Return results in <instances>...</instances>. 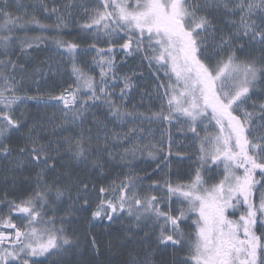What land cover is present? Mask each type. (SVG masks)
Masks as SVG:
<instances>
[{
  "label": "snow or ice",
  "instance_id": "1",
  "mask_svg": "<svg viewBox=\"0 0 264 264\" xmlns=\"http://www.w3.org/2000/svg\"><path fill=\"white\" fill-rule=\"evenodd\" d=\"M9 7L8 0L0 6V161H7L5 184L16 183L10 174L29 170L34 187L0 201V264H43L36 257L49 264H82L74 259L81 254V239L72 225L89 211V225L122 220L109 247L127 249L123 264H167L163 254L168 249L185 247L188 258L179 264H264V99L254 102L251 111L246 106L257 89L264 92V0H97L82 29L93 34L94 42L83 54L95 53L92 64L100 69L99 79L81 66L80 44L57 39V49H63L59 55L70 58L73 82L58 94L38 89L37 96L24 97L19 95L23 77L17 79V61L11 59L14 30L49 26L35 16H14ZM221 9L225 16H239L229 22L227 32L214 23L213 13ZM57 11L53 8L52 15ZM66 26V17L57 16L55 27ZM43 41L42 36L25 39L21 48L27 51ZM101 43L107 47H98ZM117 51L139 57L159 81L154 91L161 108L147 117L149 122L176 120L182 125L179 131L191 134L185 138L192 142L196 166L188 182L174 184L167 174L163 181L152 180L155 172H129L102 182L105 153L112 156L109 142L139 139L138 129L110 130L92 110L103 106L106 119L121 127L127 117L144 118L135 106L126 110L134 77L116 75ZM110 80L122 84L118 96ZM27 100L56 110L35 119L17 115ZM25 127L24 144L14 149L11 139ZM146 147L156 161L157 145ZM172 147L169 135L168 153L156 164L158 170L170 161ZM143 150L133 144L125 155ZM159 151H164L162 141ZM89 164L88 179L76 174L84 170L80 165L86 169ZM213 169L219 179L209 184L214 177L206 178V173ZM145 180L152 183L145 187ZM237 211L240 215L233 219ZM84 244L94 259L101 256L94 234Z\"/></svg>",
  "mask_w": 264,
  "mask_h": 264
},
{
  "label": "trees",
  "instance_id": "2",
  "mask_svg": "<svg viewBox=\"0 0 264 264\" xmlns=\"http://www.w3.org/2000/svg\"><path fill=\"white\" fill-rule=\"evenodd\" d=\"M80 0H8L10 5L9 11L13 13L14 16L23 17L25 20L31 19L35 16L39 21V24L49 26L45 30H41L37 24H28L24 30L16 29L14 30L15 43L12 45L13 55L11 59L17 61V79L23 77V83L21 85L20 96H37L38 89L40 92L47 93L52 92L53 94H58L63 88H66L70 83L73 82V78L68 71V66L70 63V58L67 56L59 55L63 52V49H57L55 41L57 39L63 41H74L80 44L81 54L78 56V60L81 66H84L85 71L89 75L95 76L99 79V69L94 67L92 64V56L94 52L83 54V50L87 49L91 43H93L92 33L84 31L82 26L88 22L83 13H74L73 7L79 4ZM5 0H0V6H3ZM66 5H71L68 9H65ZM47 7L48 12L44 11ZM58 9L56 15H52V9ZM64 10H69L66 17V27L57 29L55 27L57 16L63 15ZM70 14V15H69ZM83 14V16L81 15ZM224 11L221 9L219 12L213 13L214 23L221 27L225 32L228 31V23L224 18ZM36 36L44 37V41L39 45V47H33L30 50H23L21 48V41L25 39H32ZM98 47H107V44L101 43ZM3 57V56H2ZM4 59V57H3ZM116 62V72L119 74L130 73L137 71L138 73H143V75H135L134 84L135 88L131 90L130 95L126 98L127 111H132L133 106H135V111L137 113H143L144 118L137 119L133 121L132 117H127V123L121 127L119 121H114L111 118H107V110L101 106L100 108L93 109L96 116L107 124L108 129L123 132L127 131L129 127L135 126L138 129V138L133 137L129 141H110V151L112 153L111 157L107 156L105 153V159L108 163L105 164L104 179L103 183H110L112 179L116 177L123 178V175L132 172L139 176H145L146 174H151L155 172L152 176V180L163 181L166 178H170L172 182L175 183H186L191 179L190 172L194 174L195 164L193 161L196 160V154L192 147H187L185 150L183 145H191L192 142L186 139V136H190V133L181 132V124L176 120L172 121V124L161 123L157 121L149 122L147 117H150L153 112L160 111L161 103L160 99L154 91L155 84L159 81H154L150 76V71L146 68V64L141 66V60L139 57H125L122 52L117 51L115 53ZM49 65H51V70H49ZM22 69V71H21ZM146 71V72H145ZM163 71H160V76L163 77ZM147 75V76H144ZM117 83L119 81H116ZM27 90V91H25ZM257 93V92H256ZM117 94V93H116ZM118 96V94H117ZM254 97V96H252ZM43 100H47V95L41 97ZM157 99V102H156ZM257 102L250 99L247 102L248 110L251 111V105ZM117 103H120L117 100ZM258 103V102H257ZM60 107H62L60 105ZM55 107L45 108L43 104L37 105L35 100H27L25 103L20 104L17 108V115L21 112L31 114V118L35 119L42 115L51 116L55 112ZM59 115V113H57ZM91 119V116H90ZM31 123V120H29ZM139 129H143V132H139ZM169 129V131H168ZM28 129L25 127L21 132L16 133L12 139L11 144L14 149H18L19 146L24 144L23 136L26 135ZM171 135L174 143H182V146H175L178 148L172 149V156L167 165L161 164V169L158 170L156 164L160 159L167 155L166 139L168 135ZM158 134H161L160 138ZM163 137V138H162ZM163 142L164 151H159L160 142ZM133 144L139 145L143 151H136L133 155L129 152L125 155V149L132 148ZM149 144H156L157 160L154 161L148 154ZM180 145V144H179ZM181 147V148H180ZM191 157L187 159L186 157ZM122 157H124L122 159ZM82 171H78L76 174L80 175L84 179H88V173L92 172L91 165L85 169L84 165L79 166ZM7 168V161H0V201H4L5 197L7 199H12L13 197L20 196L26 189L30 186L34 187L33 176L30 174L29 170H24L20 173L10 174L14 175L16 183L8 184L4 183V176L6 174L5 169ZM92 179L96 180V174L92 173ZM152 180H145V187L152 183ZM99 187V184H97ZM156 194H159L157 192ZM67 205H65L66 207ZM173 207H180L179 204L173 205ZM62 214V213H61ZM240 212L237 211L233 219L238 218ZM87 217V219H86ZM91 218V212L80 213L75 217V221L72 225L73 228L78 229V235L81 239L80 256L74 259H80L82 264H123L126 259V248H120L115 246V244L110 248L109 241L113 240L119 235L118 230L122 227V220H116L109 223L107 219L103 221L97 220L93 221L91 225L88 223V219ZM124 226H127L126 217L122 218ZM189 224V221H187ZM186 231H191L187 229ZM264 231V230H261ZM261 231H257V235H261ZM95 235L99 244L101 245V256L98 259L93 258V254L86 250L84 244V239L87 236L89 239L91 235ZM143 235V233H141ZM175 257V260L173 259ZM157 260L161 259L160 255H157ZM163 258L167 261V264H179L183 259L188 258L187 247L181 250L173 252L172 249H168L166 253L163 254ZM39 261H43V264H49V260L43 257L34 258ZM193 264V262H190Z\"/></svg>",
  "mask_w": 264,
  "mask_h": 264
},
{
  "label": "rangeland",
  "instance_id": "3",
  "mask_svg": "<svg viewBox=\"0 0 264 264\" xmlns=\"http://www.w3.org/2000/svg\"><path fill=\"white\" fill-rule=\"evenodd\" d=\"M96 3H97V0H80L79 1V4L78 5H75L72 9H73V12L74 13H83L84 14V16H85V18L88 20V16H89V12H90V10L91 9H93V8H95L96 7ZM65 9H68V8H66V6H65ZM69 13V10H64L63 11V15L64 16H67V14ZM83 14H81L82 16H83ZM224 16V18H225V20H227V23L229 24V22L231 21V20H236V21H238L239 20V16L237 15V16H235V17H232V16H225V15H223ZM227 32V31H226ZM0 59H3V57L2 56H0ZM146 64V63H145ZM94 67H95V65H93ZM97 68V67H96ZM146 68L148 69V67H147V64H146ZM99 69V68H98ZM116 71V70H115ZM163 71V70H162ZM99 72H100V69H99ZM146 72V71H145ZM162 74H164V73H162ZM116 75L117 76H120V77H122V76H124V75H128V76H135V75H141L140 73H138L137 71H134L133 72V74H132V72H130V73H123V74H121V73H117L116 72ZM144 76H147V75H144ZM110 83H114V84H116V87H115V92L119 95V92H120V87H122V84H120V82H116V81H112V80H110ZM256 94H254L253 96L254 97H252V99L253 100H255V101H257V102H259V100L260 99H264V92H261L259 89H257L256 90ZM160 99V98H159ZM156 102H157V99H156ZM160 103H161V100L159 101ZM62 106V105H61ZM165 107H166V104H165ZM181 119H183V118H181ZM212 129H209V131H211ZM168 131H169V129H168ZM166 134L168 135L169 133L168 132H166ZM201 135L203 136L204 135V132H203V129H201ZM160 136H161V134H158V137L160 138ZM163 138V137H162ZM168 139H166V147H167V151H168V141H169V135H168V137H167ZM180 144V145H179ZM172 145H173V147H172V149H175V148H178V147H175V146H182V143H174V141H173V139H172ZM191 147V145H183V147H185V150H187L188 148L187 147ZM181 148V147H180ZM198 163V162H197ZM220 171L222 172V166H221V169H220ZM208 175H211L212 177H214V179H212V180H209V184H211V183H214L217 179H219V176L217 175V173H216V170L215 169H213L212 170V172L211 173H206V178H207V176ZM17 223H21V221L20 220H17L16 221ZM192 222H191V220H189V224H191ZM36 258H39V257H36ZM44 258V257H43ZM194 264V263H193Z\"/></svg>",
  "mask_w": 264,
  "mask_h": 264
},
{
  "label": "flooded vegetation",
  "instance_id": "4",
  "mask_svg": "<svg viewBox=\"0 0 264 264\" xmlns=\"http://www.w3.org/2000/svg\"><path fill=\"white\" fill-rule=\"evenodd\" d=\"M194 263V262H193Z\"/></svg>",
  "mask_w": 264,
  "mask_h": 264
}]
</instances>
